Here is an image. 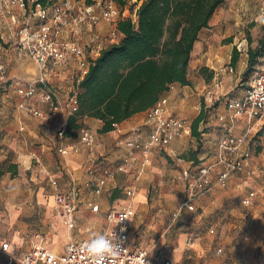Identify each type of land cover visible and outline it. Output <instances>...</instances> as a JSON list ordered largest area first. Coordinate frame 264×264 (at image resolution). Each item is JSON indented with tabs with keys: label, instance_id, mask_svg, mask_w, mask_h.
<instances>
[{
	"label": "built area",
	"instance_id": "2783aa9c",
	"mask_svg": "<svg viewBox=\"0 0 264 264\" xmlns=\"http://www.w3.org/2000/svg\"><path fill=\"white\" fill-rule=\"evenodd\" d=\"M35 1L0 0V49L3 44L10 45L18 55L26 56L38 67V76L35 79L16 83L17 106L37 117L45 130L59 108L63 112V121L55 132L57 138L62 140L65 138L67 116L77 110L78 84L86 74L90 61L95 58L92 52L96 47L92 43L100 45L97 22L104 20L116 24L119 19L128 15L123 8L125 5L121 6L117 0H91V4H86L85 0H75L73 4L54 0L45 7ZM7 29L11 34L5 33ZM85 35L89 38L86 39ZM69 61L75 62L70 74L72 83L64 102L61 103L53 88V77L57 76L56 67L67 66ZM232 70L229 65L228 72ZM6 83L5 65L0 62V87H4ZM215 93L211 89L203 95L196 107L198 112L211 107ZM38 100L47 105V110L36 107ZM224 105L225 113L217 117L222 122V129L214 143L211 160L202 161V158H198L199 162L190 161L189 165L179 171L178 178L183 180L184 193L178 209L169 218L171 224L180 218L181 214L177 215L178 212L181 213L184 209L195 212L196 200L209 194L214 181L225 186L238 173L246 172L248 177L253 175V150L256 147L264 148V67L253 73L239 96L226 99ZM145 125L149 130L145 138L135 134L125 142L130 155L135 150L141 152L142 165L153 149L165 150L174 138L186 131L185 120L172 114L168 100L163 96L146 110ZM78 133L80 143L93 146L95 137L91 131L81 128ZM77 151L76 143L59 146L62 155ZM131 161L124 159L118 166L119 171L129 172ZM86 171L94 179L95 193L101 192L106 179L112 175V172L107 171L97 173L98 169L92 164L86 167ZM48 180L55 190L54 202L58 216L68 228H72L76 209L74 181H71V190L64 192L58 188L55 177L50 176ZM125 193L134 194V191L127 188ZM256 196L254 188L246 189L240 198L241 205L250 206ZM187 205L191 206V210ZM180 206H185L182 211ZM97 209L96 203L91 206L92 211ZM134 215L132 202L112 207L108 211L104 231L113 229L118 237H126L123 246L125 250L121 253L119 264H139L141 258L145 259L146 264H173L166 257L169 243H164L161 249L151 252L130 238ZM122 217L126 219L116 225L114 221ZM109 218H112L113 223L109 222ZM210 232L213 233V230L210 229ZM88 239L69 240L61 253H55L47 248L39 234H34L27 251L20 254L8 253L5 251V246H8L5 242L1 245V252L5 256L4 264H17L18 261H24L25 264H89L83 252V246ZM192 241V235L188 236L187 247L191 246Z\"/></svg>",
	"mask_w": 264,
	"mask_h": 264
},
{
	"label": "crops",
	"instance_id": "0c3cea01",
	"mask_svg": "<svg viewBox=\"0 0 264 264\" xmlns=\"http://www.w3.org/2000/svg\"><path fill=\"white\" fill-rule=\"evenodd\" d=\"M250 1L252 2V0ZM225 2L227 4L238 2V6L240 7L241 11L246 9L249 4V1L247 0H225ZM223 6L220 5L216 8L209 21V26L199 31L198 39L195 41L193 49L191 51L188 70L190 66L192 68L196 67L197 69H200L202 67L205 68V66L208 65V62L206 61H208L209 57L212 56L211 45H208L209 48L204 47V49L202 50L200 45L203 44L208 31L212 30L211 27L216 25L219 21L217 14L222 11ZM260 13L262 14L260 18H242L239 16H235L234 18L232 17L230 25H232L234 22L235 28H230L231 32L227 36H233L236 31L240 33L239 29L240 27H243L250 31L252 37L254 35L253 40H255L256 42L260 36V34L258 35L259 22L264 18V4L263 7L260 8ZM250 24L253 25L249 28ZM10 32L11 31H9V29L5 31L6 34H11ZM97 34L99 36L98 41L100 45L96 42L92 43V46L94 48L96 47V50L94 49L92 52L93 57H96L99 54L101 48L113 41L117 42L121 37V34L116 28V24L110 25V23L104 20H101L99 25H97ZM112 35H114L116 39L109 40L108 38ZM85 38L87 39L89 38V36L85 35ZM241 44H243V41L241 42ZM231 50L232 45L227 50V55L226 58L224 57V60H229ZM240 56H243V58H240L239 63L240 65H242V67H245L247 63V54H240ZM0 62L4 63L5 65V76L7 79L6 85L4 87H0V161L4 162L3 159L8 157L6 156L8 154L9 156H14L17 158V162L11 160V163H18L16 175H11L9 171H6L0 177V264L5 263V256L1 252V245L3 243L6 242L8 244V253L20 254L30 248V242L34 234H39L43 238V241L47 248L52 252L61 253L63 251L65 245H63L62 247H58V245H55V243H53V246L51 247L47 244L43 234L41 233L45 232L48 229L49 231H52L53 228H55V225H57V222H55V220L52 227H43L41 225L39 226L38 223L33 222L26 224L25 222L18 220L19 216L21 217L25 213H32L35 209H44V215L48 214L50 209L56 216H58V212L55 208L54 202L55 190L48 180V177L50 176L57 179L58 188L64 192L71 190V181H74L76 187L75 190H73L76 198L75 212L79 211V208H88L91 210V206L95 203L98 205V209L97 211H91L94 213L98 212L100 205L102 207L105 206V198L103 196H99V194H106L105 191L107 192L109 190V183L115 181H132L133 177L136 176L138 170H140V173L135 180L136 182H139L138 190L136 193L137 201H142L143 194H145L144 190L146 188L150 187L154 190L155 188L160 187V185H162L163 183L165 185H170V183L172 182L176 187L180 189L182 194L178 202L179 206L184 193L182 191L183 180L178 178L179 170H177L176 173L172 176L166 174L164 171L156 172L158 171L156 167V160L158 159L161 152H165L168 155H170L172 151L175 152L177 148L181 147V140L183 138H190L191 136L189 125L192 119L198 113L196 107L200 102V98L195 97V95H197V93H194V89L196 88V86L194 84L193 78L189 77V74L188 78L191 82V85L183 86L179 83H172L168 87V89L161 94V96L167 98L168 106L172 114L185 120L186 131L183 132L180 136L174 138L165 150L153 149L151 154L147 156L145 163L142 165L143 156L141 152L139 150H135L133 154L130 155L129 149L125 146V142L135 134H140L144 138L147 135L149 130L145 125L146 110L128 117L127 119L118 123L114 130L104 133L98 132L99 128L102 125V122L99 119H81L79 122L83 125L82 128H85L94 134L95 142L93 146L80 143L79 133L76 136L65 137L64 139L60 140L59 138H57L55 131L62 124V113L57 112L54 115L55 118L49 122L48 128L45 130L37 117L31 115L25 110L20 109L17 106L18 96L15 93L16 83L29 82L35 79L38 76V67L29 58L22 54L18 55L13 47L6 44H3L2 48L0 49ZM216 74L217 71H215V75ZM196 80L197 82L200 81V79ZM36 107L43 110H46L48 108L44 102L39 100L36 102ZM212 109L216 111L215 114L218 116L222 114V112H225V105H223V111H218L219 113H217V107H213ZM191 111H194V115L189 119L187 118V116ZM216 123L218 127H222V122L219 121L218 118H216ZM219 131L221 130L219 129ZM216 139L217 136L215 137V140H208V142L210 144H214ZM213 140L214 142H212ZM69 143L78 144V151L67 152L64 155L60 154L59 146H65ZM112 144L115 145V151H112L110 155H106V152L110 151V148L112 149ZM55 151H57L59 155L64 158L65 162H63L61 159H58L59 164L57 163V160L53 156V152ZM176 154H179V152H177ZM27 157L28 161L24 162V159ZM124 159H128L129 161L133 159V161L130 162V173L128 174L121 172L118 169V166L122 164V161ZM32 161L36 163L35 166H32ZM6 162H8L7 164H9L10 161H5V164ZM109 162H113L114 165L113 169H109L110 172H112V176H109L106 179L105 185L101 192L95 193L93 182L94 179L87 173L86 167L92 164L99 169H104V165H107ZM189 162L190 161H187V165H189ZM59 165L62 172L58 171ZM187 165H183L182 167H186ZM261 166L264 167V163H262ZM61 173H64L65 177H63ZM239 175H241L240 178H238ZM253 175H251V177H248L246 172H242L237 174L229 182H233L235 187L238 189H246V187L247 189L253 188L249 187V185L253 183ZM170 178L172 179L170 180ZM44 194H49L48 198H50L51 205L49 204L45 206L46 199L44 197ZM242 195L243 194H240V198ZM204 198H206L205 201L200 198L195 202L196 211L198 210V212H200L199 218L203 216L206 209L210 210L214 206H216V196H214L213 194H207ZM97 199L99 202L96 201ZM30 203H32V206L30 205ZM239 205L245 207L241 205V203ZM112 207H106L105 227L107 225L108 211ZM184 212L188 214V217L190 214H194V212L191 213L185 209L183 210V213ZM192 217L193 221H195V217ZM57 220L59 223H62L64 225V228L68 232L70 231L71 228H68L59 217ZM180 220L182 221V215ZM214 226V224L208 225L207 230L209 233H211L210 229H212L214 233ZM250 228L252 229L253 227H248L247 229ZM148 229V226L141 227L140 232L142 234L146 233L149 231ZM133 232L134 228L132 229L131 227L129 233L130 238L133 239L136 244L144 246L140 242V236L137 237L136 233ZM139 234L140 233L138 232V235ZM192 234V232L185 234L183 241L185 246L183 249H181V252L180 250L173 251L171 253V256V251L166 252V257L171 260L173 264H178L177 262H179V260L181 259L182 252L185 249L189 250L194 248V242L190 247H187L186 245L188 236ZM66 238L68 239V241L72 240L70 238V235L66 236ZM169 241L170 240L164 239L162 244L169 243ZM154 251L155 250H151V252ZM247 263H251V261H247ZM255 263L264 264V247L263 251H261L260 255L257 257Z\"/></svg>",
	"mask_w": 264,
	"mask_h": 264
},
{
	"label": "rangeland",
	"instance_id": "374dc122",
	"mask_svg": "<svg viewBox=\"0 0 264 264\" xmlns=\"http://www.w3.org/2000/svg\"><path fill=\"white\" fill-rule=\"evenodd\" d=\"M56 1H69L73 4L75 0ZM141 1L142 0H125L126 3L123 8L126 11V15L130 16L133 20L136 19L135 11ZM247 1H249V4L247 8L242 11L238 6V2L227 4L224 1L221 4L224 6L222 11L217 14L219 21L216 25L211 27L212 30L208 31L203 44L200 45L201 50L204 49V47L209 48L208 45H211L212 48V56L206 61L208 62V65L205 66L206 70L202 73L200 69L196 67L192 68L191 66L188 70L189 77L193 78L196 86L194 93H197V95H195V97L202 100L203 95L211 89L216 92L213 95L211 107L206 110L201 109L205 116L203 121L199 124V130L204 134L201 135V139L199 140L192 135L190 138H183L181 140V147L175 150V152H179V154L173 151L170 155L161 152L156 160L157 163L155 162L158 169L156 172L164 171L166 174L172 176L177 170L180 171L183 165H187V161H189V157L192 154L198 155V158L202 157V161L211 160L214 144H210L208 140H215V137H218L221 132L219 129H222V127L216 125V118L218 116L215 114L216 111L212 108L217 107V113H219L218 111H223L225 100L230 97L239 96L246 88L253 73L264 67L263 55L254 64L252 71L248 75H244L246 66L242 67V65H240V58H243L240 54H247L248 47H255L257 41L255 42V40H253L254 35L252 37L250 31L243 27H240V33L236 31L233 36H227L231 32L230 28H235L234 22L230 25L232 17L260 18V16H262L260 8L263 7L264 0ZM121 10L123 11V9ZM99 23L100 21H98L96 25H99ZM110 25H112V23H110ZM250 27L251 26H249V28ZM258 28L259 35L261 34V30L260 27ZM108 39L113 40L116 39V37L112 35ZM229 40H231V42H229ZM242 41L243 44H241ZM231 45L239 55L235 68H233L232 72H228L230 58L227 61V59L224 60V57L226 58L227 50ZM73 66H75V62L69 61L67 66L59 65L55 69L57 76L53 77L55 83L53 88L58 95V101L61 103L64 102L67 92L71 88L70 83H72V81L70 74ZM215 71H217L216 75ZM210 73L212 77L207 80L206 77L209 76ZM196 79H200V81L197 82ZM57 110L56 113L60 112L63 114L59 108ZM198 114L199 112L197 115ZM193 115L194 111H191L187 118L190 119ZM214 140L212 142H214ZM114 144H112L113 150L110 148V151L106 152V155H110L112 151H115ZM253 151L252 166L254 175L253 183L249 185V187H253L256 190L257 196L248 207L239 205L240 194H243L247 187L246 189H238L233 182H228L225 186H220L214 181L209 194H213L217 197V201L215 202L216 206L210 210L206 209L201 218H199L200 212H198V210L195 211L194 214H190L189 217L186 212L183 213L182 211L180 213L182 215V221L180 220V215V218L174 224H171L169 218L171 214L178 209V202L182 195L180 189L172 182L170 185H165L163 183L154 190L148 187L144 190L145 194H143L142 201H137L136 193L139 182L135 180L137 179L136 176L138 177L140 173V170H138L132 181H115L109 183V190L107 192L105 191L106 194H99V196L105 198V206L102 207L100 205L98 212L94 213L88 208H79V211L75 212L73 226L69 232L64 228L62 223L58 222L57 219L59 216H56L50 209L49 213L46 215H44V209H35L32 213H25L21 217L19 216L18 220L26 224L30 222L38 223L39 226L41 225L43 227H52L55 220L57 225H55L52 231H49L47 228L48 230L41 233L49 246L52 247L53 243H55L58 247H62L68 241L66 238L68 235H70L72 240H82L89 238L91 231L102 232L106 222V207H119L128 202H132L136 215H134L135 217H133L131 221V227L132 229L134 228L133 233H136L137 237L140 236V242L144 245L143 247L150 250H158L163 247L162 242L164 239L170 240L168 251H171V256L173 251L180 250L181 252V249L185 246L183 242L185 234L192 232V242L195 244L194 248L189 250L185 249L182 252L181 259L177 262L178 264H256L257 257L260 255L261 251H263L264 247V167L261 166V164L264 163V148L261 149L256 147ZM6 156L9 158L6 157L3 159L4 162L10 161L9 163H11V160L17 162L16 157L9 156L8 154ZM53 156L58 164V159L65 162L64 158H62L57 151L53 152ZM27 161L28 157L24 159V162ZM7 163L8 162H6V164ZM16 164L18 169V163ZM35 165L36 163L32 161V166ZM104 167V169L96 167L98 169L97 173H102L103 171L109 173V169L114 168L113 162H109L107 165H104ZM58 171L62 172L60 165ZM128 173L130 172H127V174ZM61 175L65 177L64 173H61ZM240 176L241 175H239L238 178H240ZM171 179L172 178H170V180ZM127 188L133 189L134 194H126ZM113 190H116V197L111 199ZM48 195L49 194H44L46 199L45 206L51 205ZM204 197H202L203 201L206 199ZM96 201H98V199ZM30 205L32 206V203H30ZM192 216L195 217V221H193ZM209 224L215 225L214 233L208 232L207 228ZM145 226L149 227V231L142 234L140 232L141 227ZM248 227L253 228L247 229ZM138 232L140 233L139 235ZM247 261H251V263H247Z\"/></svg>",
	"mask_w": 264,
	"mask_h": 264
},
{
	"label": "trees",
	"instance_id": "16d2710c",
	"mask_svg": "<svg viewBox=\"0 0 264 264\" xmlns=\"http://www.w3.org/2000/svg\"><path fill=\"white\" fill-rule=\"evenodd\" d=\"M54 0H36L45 7ZM121 6L125 0H117ZM225 0H142L130 16L119 19L116 28L121 34L117 42L101 48L90 61L88 70L78 84L77 110L67 116L64 136H76L83 118L102 122L99 133L109 132L114 125L152 107L172 83L191 85L188 63L198 33ZM91 4V0H85ZM253 24H250L252 26ZM261 34L255 47L247 49L248 75L264 55V18L259 22ZM231 42V40H229ZM238 52L232 48L229 65L235 68ZM206 68H200L203 73ZM212 77L210 73L207 80ZM200 111L190 123V134L201 139L199 124L204 119ZM186 157V156H185ZM197 157V158H196ZM189 161L199 162L192 154ZM9 171L17 174V165L0 161V177ZM116 197L112 191L111 199Z\"/></svg>",
	"mask_w": 264,
	"mask_h": 264
},
{
	"label": "clouds",
	"instance_id": "9594fccd",
	"mask_svg": "<svg viewBox=\"0 0 264 264\" xmlns=\"http://www.w3.org/2000/svg\"><path fill=\"white\" fill-rule=\"evenodd\" d=\"M245 203L247 202L245 201ZM187 206L191 210V206ZM183 207L185 206H180L181 211ZM177 215H180V212ZM124 219L126 217H122L120 220L114 221V223L117 225ZM109 222L113 223L112 218H109ZM125 241L126 237H118L113 229H108L104 232L91 231L89 239L83 246V252L89 264H119L121 253L125 250L123 247ZM5 251H9L7 246H5ZM18 264H25V262L18 261ZM139 264H146L145 259L141 258Z\"/></svg>",
	"mask_w": 264,
	"mask_h": 264
}]
</instances>
